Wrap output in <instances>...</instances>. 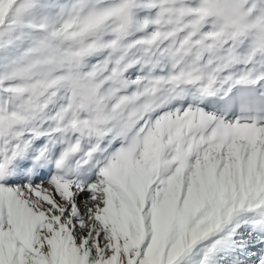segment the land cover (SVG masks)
Returning a JSON list of instances; mask_svg holds the SVG:
<instances>
[{
  "label": "snow or ice",
  "instance_id": "obj_1",
  "mask_svg": "<svg viewBox=\"0 0 264 264\" xmlns=\"http://www.w3.org/2000/svg\"><path fill=\"white\" fill-rule=\"evenodd\" d=\"M0 264H264V0H0Z\"/></svg>",
  "mask_w": 264,
  "mask_h": 264
}]
</instances>
